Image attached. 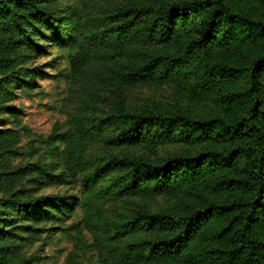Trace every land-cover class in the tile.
<instances>
[{
  "label": "trees",
  "instance_id": "trees-1",
  "mask_svg": "<svg viewBox=\"0 0 264 264\" xmlns=\"http://www.w3.org/2000/svg\"><path fill=\"white\" fill-rule=\"evenodd\" d=\"M95 1L56 15L51 0H0V113L51 42L68 77L114 96L112 113L95 122L86 100L48 141L62 170L0 169L13 176L0 183V264L32 261L18 223L33 233L78 208L97 264H264V0H124L107 16ZM164 87L173 106L129 108L134 90ZM18 140L0 129V157ZM27 176L39 190L76 177L81 191L22 197Z\"/></svg>",
  "mask_w": 264,
  "mask_h": 264
},
{
  "label": "rangeland",
  "instance_id": "rangeland-1",
  "mask_svg": "<svg viewBox=\"0 0 264 264\" xmlns=\"http://www.w3.org/2000/svg\"><path fill=\"white\" fill-rule=\"evenodd\" d=\"M48 1V0H45ZM50 11L59 15L64 0H51ZM57 2L58 5L55 3ZM124 0H97L91 2L95 16H107L112 13ZM81 7L83 5L80 4ZM46 44V43H45ZM27 76L18 78L14 82L15 98L7 104L0 113V129L12 128L18 133V143L11 152L0 157V169L3 172L25 169L31 172L41 163L46 166H57L62 170V158L57 152L52 154L56 146L62 149V143L57 142L53 148H48V141L63 134L67 129V121L84 106V102L95 101L97 109L95 122L102 115L110 114L114 110V96L109 85H80L68 77L70 64L68 53L54 47L51 42L46 52L34 59L28 66ZM30 81L31 86L21 82ZM174 92L167 87L161 89L140 88L129 94L128 105L131 110L145 106H173ZM102 153L101 145L92 150V156ZM13 177L0 173V183H8ZM15 184L14 191H25L22 197L28 195H72L80 192V181L76 177L68 179L71 184L46 187L41 190L28 181ZM29 191L27 194L26 192ZM6 198L0 193V203ZM1 209V207H0ZM10 212L11 209H8ZM83 216L81 208L55 223H44L36 226L37 231L30 232L26 223H18L23 236L21 251L32 261L27 264H97L98 255L89 247L91 235L82 229L77 232L75 224ZM22 228V229H21Z\"/></svg>",
  "mask_w": 264,
  "mask_h": 264
}]
</instances>
